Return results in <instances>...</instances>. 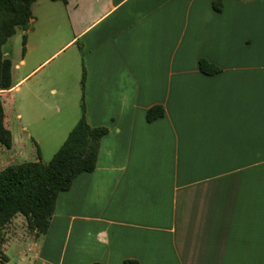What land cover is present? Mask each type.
Listing matches in <instances>:
<instances>
[{"label":"crops","instance_id":"1","mask_svg":"<svg viewBox=\"0 0 264 264\" xmlns=\"http://www.w3.org/2000/svg\"><path fill=\"white\" fill-rule=\"evenodd\" d=\"M52 2L62 3L46 21L56 30L32 26L15 66L56 51L0 95L76 47L86 119L109 132L96 169L59 194L23 260L264 264V0ZM201 59L220 70L203 72ZM155 106L164 115L149 121ZM81 115L74 106L44 161ZM26 121L41 146L29 130L40 117Z\"/></svg>","mask_w":264,"mask_h":264},{"label":"trees","instance_id":"2","mask_svg":"<svg viewBox=\"0 0 264 264\" xmlns=\"http://www.w3.org/2000/svg\"><path fill=\"white\" fill-rule=\"evenodd\" d=\"M38 0H0V91L9 90L13 85L10 58L5 57L3 46L19 29L27 31L34 18L33 6ZM67 3L68 0H51ZM26 37L23 42L25 43ZM200 68L208 74L220 69L206 59L200 60ZM164 115L160 106L147 112L149 121ZM105 126H91L86 119L85 104L82 115L67 139L46 162L38 152L36 160L12 163L0 170V254L1 264L9 257L1 252L6 227L18 216L26 220L27 228L39 238L48 232L61 192L69 190L76 177L82 172H92L97 167L101 140L108 134ZM0 144L8 149L14 145L12 130L6 122V109L0 95ZM125 264H139L127 260Z\"/></svg>","mask_w":264,"mask_h":264},{"label":"rangeland","instance_id":"3","mask_svg":"<svg viewBox=\"0 0 264 264\" xmlns=\"http://www.w3.org/2000/svg\"><path fill=\"white\" fill-rule=\"evenodd\" d=\"M55 6H62V3L38 0L33 6L35 21L33 25L29 26V29L34 26L40 31L42 28H46L48 32H54L56 29L51 23H47V17L61 14L57 10L54 11ZM27 31L19 29L3 46V50L10 53V59L13 62L14 85L57 49V42H54L42 54L31 56L26 65H20L17 68L15 65L23 56V40L24 37H27ZM74 50L76 47L65 49L32 73L26 81L20 83L18 89L14 87L10 93L2 94V96L5 95L3 97L7 110V125L16 139H23L27 148L24 149L20 141L15 143L11 149L0 144V170L12 163L36 160L38 152L41 157L43 155L46 157L48 142L52 137L57 136L61 124L65 122V118L72 112L73 107L77 106L81 111L82 88L81 83L77 80V71L74 69L71 59ZM53 89H56V93L52 91ZM18 115H22L23 119ZM31 116L35 120L40 117V121L35 122L33 126L29 127V130L35 133V137H40L41 146L36 144V138H29L23 128L26 125V120ZM48 161L46 160V162ZM4 236L1 252L9 257V262L6 264H29L23 259L29 245L35 242V238L27 228L25 218L23 216L16 217L6 227ZM1 260L2 255L0 254V264Z\"/></svg>","mask_w":264,"mask_h":264}]
</instances>
